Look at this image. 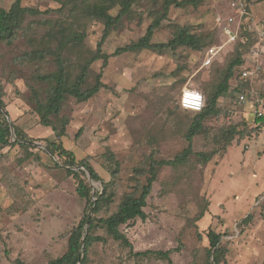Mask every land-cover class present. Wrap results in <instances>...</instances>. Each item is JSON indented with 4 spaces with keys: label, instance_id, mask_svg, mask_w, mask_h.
Here are the masks:
<instances>
[{
    "label": "rangeland",
    "instance_id": "374dc122",
    "mask_svg": "<svg viewBox=\"0 0 264 264\" xmlns=\"http://www.w3.org/2000/svg\"><path fill=\"white\" fill-rule=\"evenodd\" d=\"M14 1L0 0V6L9 9ZM162 3L141 0L134 5L131 14L112 28L102 45L103 52L111 54L141 38L162 11ZM249 3L255 5L254 19L264 23V0ZM22 4L43 14L28 17L12 43L0 44V84L9 121L32 137L38 147L26 151L15 142L0 146V264H16V259L48 264L67 250L66 233L78 221L86 200L78 195L63 160L46 150L53 131L40 124L33 109V93L36 88L44 93L49 85L38 75L57 66L50 52L56 45L50 30L69 21L86 32V37L64 54L75 74L79 62L96 51L104 24L80 12L57 10V0H22ZM229 4L230 0H201L197 5H171L153 42H166L175 36L178 26H187L212 40L210 45H223L226 37L222 26L234 15ZM117 10L111 13L115 15ZM41 45L48 49L44 57L29 55ZM230 46L225 44L210 69L201 68L205 49L187 47L160 53L148 49L124 52L110 57L104 68L101 59L92 64L88 83L102 72L107 87L86 102L67 98L62 113L71 119L62 143L78 161L89 156L103 179L113 181L114 200L98 217L115 211L125 193L146 182L148 174L139 172L146 170L151 156L171 159L188 145L185 135L196 113L180 107L181 91L191 85L207 97L208 88L231 56ZM262 61L255 85L264 95V54ZM232 91L220 99L223 112L219 117L208 118L205 132L193 138L191 167L160 168L145 208L148 217L121 226L131 246L114 239L97 221L92 233L105 240L92 244L87 264H167L138 259L133 252L178 246L180 250L171 256L173 264H207L210 229L223 235L229 264H264V133L248 130L247 135L236 136L224 148V140L218 136L224 126L241 121L255 126L254 116L243 114L244 106L235 110ZM202 151L217 152L209 162L201 163L196 153ZM110 153L119 162L117 177L105 167L111 163ZM88 182L93 193L102 189L100 182L91 178Z\"/></svg>",
    "mask_w": 264,
    "mask_h": 264
},
{
    "label": "trees",
    "instance_id": "16d2710c",
    "mask_svg": "<svg viewBox=\"0 0 264 264\" xmlns=\"http://www.w3.org/2000/svg\"><path fill=\"white\" fill-rule=\"evenodd\" d=\"M60 7L57 10H67L69 13L80 12L92 20H99L104 24L102 37L98 43L96 51H92L82 62H79L78 71L72 74L68 68V62L64 55L72 50L74 45L86 37V32L79 31L69 21L63 22L58 29L49 31V36L56 41V45L50 48V52L57 63L56 69L37 78L48 81L47 88L41 93L38 88L34 90L32 104L35 113L39 116L40 124L49 127L53 131V138L48 139L46 150L53 156H58L63 160V165L67 173L72 176L77 185L78 195L86 200V205L78 221L66 233L68 236L67 250L60 256L51 259L48 264H87L88 252L92 244L96 241H104L100 235L92 233L95 222L103 224L106 232L122 244L130 245L121 226L137 219L145 220L148 214L145 208L148 205V199L152 191L153 183L158 179L160 168L170 166L174 169L191 167V155H193V138L205 132L206 120L213 116L219 117L223 109L219 105L220 99L231 92L232 81L236 78L238 67L247 61V56L251 48L258 40L257 34L249 31L245 26L241 27L238 38L231 43V56L225 68L219 72L217 80L207 90V103L205 108L196 113L191 125L185 135L188 145L171 159L149 158L145 171L139 174H148L145 183H138L137 187L130 193H125L116 210L112 213L107 212L105 217H98L104 209H108L113 202L115 191L113 190V181L106 182L103 177L95 170L90 163V157L78 161L73 151L65 148L62 138L67 135V126L70 117L62 113L63 105L68 97H73L78 102H86L96 96L102 88L107 87L102 81V72L97 74L92 83H88L91 66L95 61L102 60L104 68L112 56L124 52H138L148 49L154 52H163L165 50L175 51L179 47H187L193 50H204L212 45V40H207L205 36L191 32L187 26H178L175 36L166 42H153V36L162 21L168 18L171 5L185 6L187 4L197 5L201 0H163L161 12L157 13L152 22L147 27L146 33L137 41L119 47L115 52L108 54L103 52L102 45L108 38L112 28L121 23L133 11V6L141 0H57ZM117 8V13H111L112 9ZM43 14L38 8L22 4V0H15L9 9L0 6V44L12 43L17 36L18 31L24 28L28 17H36ZM46 49L35 48L29 55L42 58L47 53ZM204 51V53H205ZM213 63L208 67L210 69ZM242 86H249L248 83H242ZM234 93V91H232ZM5 91L0 84V146H10L14 142L23 149L29 151L31 148L38 147L34 145V139L24 133L14 122L8 119L9 113L6 111L4 101ZM235 97V96H234ZM264 121V118L261 119ZM14 128V133L12 132ZM256 130L259 127H250L248 122H231L224 126L218 136L224 140V148L228 146L236 136L244 137L247 131ZM248 131V132H249ZM14 138V141L12 139ZM217 139V136H216ZM217 151L197 152L201 163L209 162ZM32 154V153H30ZM109 160L114 167L105 166L111 172L112 177L119 174V162L115 160L114 153H110ZM102 184V189L93 193L92 186L88 179ZM202 215V213L200 214ZM248 215L245 221L249 218ZM222 234L210 229L207 232L209 246L206 248L207 264H229L226 255L228 249L222 244ZM180 247L170 248L168 250H146L133 252V255L141 260L156 259L158 261L173 264L172 254L179 251ZM16 264H27L20 259H16Z\"/></svg>",
    "mask_w": 264,
    "mask_h": 264
},
{
    "label": "built area",
    "instance_id": "2783aa9c",
    "mask_svg": "<svg viewBox=\"0 0 264 264\" xmlns=\"http://www.w3.org/2000/svg\"><path fill=\"white\" fill-rule=\"evenodd\" d=\"M230 6L234 11V15L229 16L222 26V33L226 37L225 44L235 42L243 26L258 36L256 44L251 48L247 56V61L238 67V73L234 79L236 82L234 87L232 85L235 95L233 106L236 110V108L242 107L246 103L252 104L253 112L258 119L256 127H259L264 132V121H261L264 118V95L256 91L254 86L262 69L261 58L264 53V23L256 21L249 14V0H230ZM225 44L208 47L202 56L201 68H208L217 58ZM243 82L248 83L249 86H242L241 84ZM206 103L207 97L199 88L186 85L182 89L179 97V105L183 110L198 113L205 108Z\"/></svg>",
    "mask_w": 264,
    "mask_h": 264
},
{
    "label": "crops",
    "instance_id": "0c3cea01",
    "mask_svg": "<svg viewBox=\"0 0 264 264\" xmlns=\"http://www.w3.org/2000/svg\"><path fill=\"white\" fill-rule=\"evenodd\" d=\"M229 6H230V4H229ZM230 9L233 11V9L230 7ZM248 10H249V14L254 18L255 16V5L252 7V5H250V3H249V6H248ZM263 49H264V47H263ZM264 54V53H263ZM262 57H263V55H262ZM261 63H262V65H263V61H262V58H261ZM257 83V80L255 81V84ZM255 86V89L256 90H258V92H261L260 90H259V88L256 86V85H254ZM232 88V87H231ZM233 89V88H232ZM244 112H243V114H247V112H248V114L249 115H251V118H252V115L254 116V118H253V122H254V125L256 126V124H257V117L255 116V114H254V112H253V106H252V104H250V103H246L245 105H244V110H243ZM252 113V114H251ZM247 117V116H246ZM264 133V132H263Z\"/></svg>",
    "mask_w": 264,
    "mask_h": 264
},
{
    "label": "water",
    "instance_id": "95a60500",
    "mask_svg": "<svg viewBox=\"0 0 264 264\" xmlns=\"http://www.w3.org/2000/svg\"><path fill=\"white\" fill-rule=\"evenodd\" d=\"M12 132L14 133V128L12 127Z\"/></svg>",
    "mask_w": 264,
    "mask_h": 264
}]
</instances>
